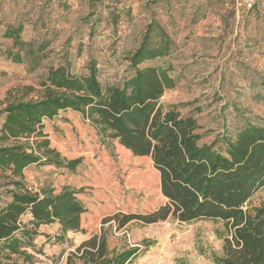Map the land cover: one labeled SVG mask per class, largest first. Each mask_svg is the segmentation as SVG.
<instances>
[{
  "label": "rangeland",
  "instance_id": "374dc122",
  "mask_svg": "<svg viewBox=\"0 0 264 264\" xmlns=\"http://www.w3.org/2000/svg\"><path fill=\"white\" fill-rule=\"evenodd\" d=\"M156 18L174 39L171 52L142 63L149 67L145 89L136 103L134 135L102 140L92 122L79 111L45 117L51 145L68 159L81 158L75 169L50 165L26 180L32 190L66 185L79 190L88 210L83 230L63 232L59 223L46 226L29 248L35 264H69L68 256L86 238L100 233L102 220L117 211L148 212L164 203L159 172L151 157L147 127L153 111L177 107L194 115L201 142L235 134L248 121L264 117V14L240 16L228 0H0V111L21 97L24 86L39 87L49 67L68 63L75 74H87L94 60L104 82H117L133 71L129 55L138 46L150 19ZM23 25L14 45L9 27ZM45 44L39 51L40 44ZM32 48L31 53L27 50ZM20 51L22 62L8 56ZM164 69L174 79L168 87ZM36 91L29 96H34ZM2 117L0 115V123ZM0 170V201L8 188ZM264 199V188L253 202ZM111 247L119 249L152 241L132 264H217L222 253V222L200 219L144 224L132 221L117 229L104 225ZM144 247V245H143ZM70 264H81L72 259Z\"/></svg>",
  "mask_w": 264,
  "mask_h": 264
},
{
  "label": "trees",
  "instance_id": "16d2710c",
  "mask_svg": "<svg viewBox=\"0 0 264 264\" xmlns=\"http://www.w3.org/2000/svg\"><path fill=\"white\" fill-rule=\"evenodd\" d=\"M22 29L19 24L4 34L21 49L30 44L21 39ZM173 46L170 33L152 18L129 55L133 72L123 79L104 82L94 60L83 75L73 73L68 63H60L49 67L39 87L26 85L21 97L7 102L0 111V170L9 197L4 203L0 201V264H35L29 248L36 247L42 224L58 222L65 233L83 230L82 219L88 208L78 196L79 190L70 185L59 191L52 185L32 190L26 183L24 169L30 164L73 170L81 162L80 157L68 159L51 145L44 118L72 109L92 122L103 141L134 135L139 118L135 105L150 70L142 63L168 55ZM44 47L41 43L39 51ZM8 56L15 62L24 59L20 51H10ZM160 75L168 87L174 86V79L164 69ZM33 91L37 93L29 96ZM199 128L194 115H184L177 107L164 109L159 105L153 111L147 134L152 140L151 157L159 172L164 203L148 212L117 211L106 216L101 232L83 240L69 254V264L72 259L81 264H132L153 242L145 239L121 249L111 247L104 225L110 222L120 229L132 221L149 224L170 216L181 222H222V253L213 254L217 264H264V199L253 202L264 188V117L210 142H201ZM28 211L32 219L25 222L22 215Z\"/></svg>",
  "mask_w": 264,
  "mask_h": 264
},
{
  "label": "built area",
  "instance_id": "2783aa9c",
  "mask_svg": "<svg viewBox=\"0 0 264 264\" xmlns=\"http://www.w3.org/2000/svg\"><path fill=\"white\" fill-rule=\"evenodd\" d=\"M237 16L244 12H264V0H230Z\"/></svg>",
  "mask_w": 264,
  "mask_h": 264
},
{
  "label": "crops",
  "instance_id": "0c3cea01",
  "mask_svg": "<svg viewBox=\"0 0 264 264\" xmlns=\"http://www.w3.org/2000/svg\"><path fill=\"white\" fill-rule=\"evenodd\" d=\"M68 110H71V109H68ZM65 111H67V110H65ZM44 123H45V119H44ZM47 167H50V165L30 164V165L26 166L24 169L25 179L30 180V181L33 180L32 175L34 174V172L43 171V170L47 169ZM22 219L25 222L29 221L30 219H32V213L30 211L26 212L25 214L22 215ZM53 223H58V222H53ZM53 223H51V224H53ZM48 225L49 224H42L39 228L40 232L42 233V232L46 231V226H48ZM69 231H71V230H68L67 232H69Z\"/></svg>",
  "mask_w": 264,
  "mask_h": 264
}]
</instances>
